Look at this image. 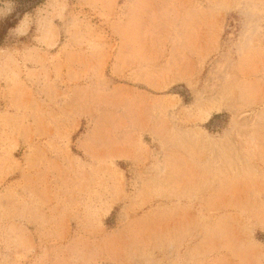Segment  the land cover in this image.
<instances>
[{
	"label": "rangeland",
	"instance_id": "obj_1",
	"mask_svg": "<svg viewBox=\"0 0 264 264\" xmlns=\"http://www.w3.org/2000/svg\"><path fill=\"white\" fill-rule=\"evenodd\" d=\"M0 264H264V0H0Z\"/></svg>",
	"mask_w": 264,
	"mask_h": 264
},
{
	"label": "trees",
	"instance_id": "obj_2",
	"mask_svg": "<svg viewBox=\"0 0 264 264\" xmlns=\"http://www.w3.org/2000/svg\"><path fill=\"white\" fill-rule=\"evenodd\" d=\"M7 25H11L12 23H6Z\"/></svg>",
	"mask_w": 264,
	"mask_h": 264
}]
</instances>
